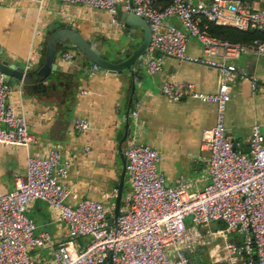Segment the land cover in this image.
Instances as JSON below:
<instances>
[{
  "label": "crops",
  "instance_id": "crops-1",
  "mask_svg": "<svg viewBox=\"0 0 264 264\" xmlns=\"http://www.w3.org/2000/svg\"><path fill=\"white\" fill-rule=\"evenodd\" d=\"M163 5L164 0H159L158 7ZM247 8L264 9V1L248 2ZM118 11L119 15L125 13L121 6ZM116 15L57 2L41 7L24 1L0 3V74L12 79L8 102L25 116L35 138L28 150L0 145V195L11 190L17 177H24L28 154L44 155L56 148L61 163L68 164L67 203L74 207L82 199H92L112 208L129 137L158 152V168L168 186L183 181L192 193L208 183L209 153L201 146V136L215 124V105L191 99L170 102L162 95L160 84L166 80L193 84L197 92L210 95L217 92L220 75L211 68L157 52L153 56L162 58V71L148 75L144 62L149 34L146 22L134 14L125 13L124 21ZM166 24L178 27L175 19ZM124 25L134 26L135 44L130 48ZM201 53V45L190 39L187 54L198 58ZM66 54L74 56L71 62L64 60ZM235 65L264 83V58L243 56ZM13 66L26 70L23 77ZM93 66L98 70L93 71ZM229 88L227 132L235 150L246 153L252 124L260 125L264 137V89L253 93L246 81L230 82ZM79 119L88 122L87 130H74V121ZM123 186L124 196L130 189L126 172ZM53 215L41 201L27 212L35 232H46L50 238L30 252L40 264H57L53 250L68 240L65 224ZM213 224L203 227L205 239L213 229L224 228L218 227L221 222ZM236 240L234 236L227 239ZM89 241L88 237L77 238L74 247L84 249ZM214 247H221L219 238L188 253L190 264H225L213 261L210 251Z\"/></svg>",
  "mask_w": 264,
  "mask_h": 264
},
{
  "label": "built area",
  "instance_id": "built-area-1",
  "mask_svg": "<svg viewBox=\"0 0 264 264\" xmlns=\"http://www.w3.org/2000/svg\"><path fill=\"white\" fill-rule=\"evenodd\" d=\"M24 1L41 7L46 2L63 6L80 5L106 11L115 17L118 6L125 13L142 18L150 37L144 59L146 73L162 71V58L153 53L211 68L220 75L214 94H201L193 84L163 81L162 95L170 102L191 99L215 105L214 126L203 132L201 146L208 151V183L197 192H187L188 183L168 186L158 165L160 156L148 146L129 137L123 152L129 191L121 199L114 225L107 222L113 208L92 199H82L74 207L67 203L69 189L65 183L67 162L50 148L44 155L26 158L24 177L14 180L11 190L0 195V264H40L30 252L50 241L46 232L36 233L27 212L33 203H46L53 216L62 221L68 240L52 253L57 264H190L187 254L201 245L221 240L210 255L214 262L225 264H264V137L254 123L247 138L248 154L237 152L228 135L225 120L230 101L229 83L246 81L254 93L264 83L235 62L243 56L264 58V41L254 39L234 43L213 38L207 33L210 22L241 31H264V9L247 8L239 0H0ZM175 19L178 27L166 24ZM115 23V19L111 20ZM190 39L201 45V56L190 57ZM74 56L66 54L71 62ZM97 71V66L92 67ZM12 86L0 74V145L29 149L35 138L28 130L23 114L8 102ZM136 116V113H133ZM76 132L88 129V122L75 120ZM221 222L223 229L212 231L208 239L203 227ZM227 235L237 240L227 241ZM88 237L84 249L74 247L77 238ZM213 240V241H211ZM237 256V257H234ZM238 257L241 261H238Z\"/></svg>",
  "mask_w": 264,
  "mask_h": 264
},
{
  "label": "water",
  "instance_id": "water-1",
  "mask_svg": "<svg viewBox=\"0 0 264 264\" xmlns=\"http://www.w3.org/2000/svg\"><path fill=\"white\" fill-rule=\"evenodd\" d=\"M239 1H244V2L248 3V2H253V1H257V0H239ZM258 1H264V0H258ZM119 13L120 12L118 11L116 17L118 16L119 18H121L124 21L125 18L123 19L122 16H124L125 13H123L122 15H119ZM121 24L123 25V22ZM59 26L63 27L66 25L65 24H59ZM133 28H134V26L124 25V31L123 32H124V36L129 39V46H128L129 48L135 44V39H134L135 33L133 31ZM66 29H69V28H66ZM149 37H150V33L147 36L148 43H149ZM109 46H110V44H109ZM89 49L93 53H96V51L94 50L93 47H89ZM13 68L16 69V71H18L19 73H22V77H23V74L26 72V70H24L21 67L13 66ZM3 79L6 83H9L12 80V79L10 80V77L5 75V74H4ZM123 132H124V130H122V133ZM118 139H119V136H118ZM242 154L247 155L248 152L242 153ZM121 169H122L121 178H120L119 182L116 184L117 195H116L115 202H114L113 213L110 216H108V218H107V222L109 225L115 224V221H116L118 213H119L120 205H121V199L123 197V191H125V187L123 186V181L125 178V157L124 156H122V158H121ZM103 264H112V263L110 260H108V261L104 262Z\"/></svg>",
  "mask_w": 264,
  "mask_h": 264
},
{
  "label": "trees",
  "instance_id": "trees-1",
  "mask_svg": "<svg viewBox=\"0 0 264 264\" xmlns=\"http://www.w3.org/2000/svg\"><path fill=\"white\" fill-rule=\"evenodd\" d=\"M164 2L166 5L168 1L164 0ZM205 24L207 25V33L213 38L219 40H226L234 43H247L254 39L264 41V31H241L233 27L218 26L210 22H205Z\"/></svg>",
  "mask_w": 264,
  "mask_h": 264
},
{
  "label": "rangeland",
  "instance_id": "rangeland-1",
  "mask_svg": "<svg viewBox=\"0 0 264 264\" xmlns=\"http://www.w3.org/2000/svg\"><path fill=\"white\" fill-rule=\"evenodd\" d=\"M213 226H214V224L212 223V224L210 225V227H213ZM218 227H224L223 223L219 224ZM216 229H218V228H216ZM216 229H213V230H216ZM232 238H233V235H227V239H228V240H230V239H232Z\"/></svg>",
  "mask_w": 264,
  "mask_h": 264
},
{
  "label": "bare ground",
  "instance_id": "bare-ground-1",
  "mask_svg": "<svg viewBox=\"0 0 264 264\" xmlns=\"http://www.w3.org/2000/svg\"><path fill=\"white\" fill-rule=\"evenodd\" d=\"M148 27V26H147ZM149 30V29H148Z\"/></svg>",
  "mask_w": 264,
  "mask_h": 264
}]
</instances>
